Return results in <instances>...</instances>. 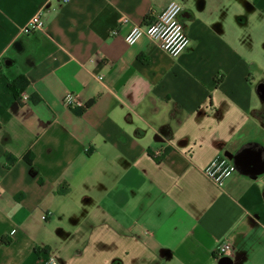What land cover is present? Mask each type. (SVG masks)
<instances>
[{
	"label": "crops",
	"instance_id": "1",
	"mask_svg": "<svg viewBox=\"0 0 264 264\" xmlns=\"http://www.w3.org/2000/svg\"><path fill=\"white\" fill-rule=\"evenodd\" d=\"M169 1L0 0V264H264V0H176L175 57L125 41ZM227 151L255 169L218 186Z\"/></svg>",
	"mask_w": 264,
	"mask_h": 264
},
{
	"label": "built area",
	"instance_id": "2",
	"mask_svg": "<svg viewBox=\"0 0 264 264\" xmlns=\"http://www.w3.org/2000/svg\"><path fill=\"white\" fill-rule=\"evenodd\" d=\"M67 2L68 0H59ZM181 6L176 0L168 2L166 7L159 12L152 20L145 24H135L125 35V41L128 44L135 43L142 36H148L156 40L162 50L171 56L180 55L187 47L189 38L184 30L180 19ZM42 7L39 8L30 18L26 30L39 29L44 26L41 17ZM65 104L72 107L79 104L71 94L64 98ZM235 164L225 156H215L205 167L204 174L216 185L222 186L234 172ZM42 219L47 218V213L42 214ZM231 251V245L227 242H221L216 246L215 252L219 256L227 255ZM38 264H58L55 257L46 254L38 260Z\"/></svg>",
	"mask_w": 264,
	"mask_h": 264
},
{
	"label": "trees",
	"instance_id": "3",
	"mask_svg": "<svg viewBox=\"0 0 264 264\" xmlns=\"http://www.w3.org/2000/svg\"><path fill=\"white\" fill-rule=\"evenodd\" d=\"M219 82H220V79H217L216 83L219 84ZM27 85H28V80L22 74H19L18 76H16L15 79H13L12 81L8 83V87L10 88L13 96L17 100L20 99V94L26 88ZM34 99H36L35 101H37V98H34ZM5 157L8 159V161H12L16 159L15 157L10 156L9 154H5ZM30 160L31 159L29 158V162ZM7 243H9V240L2 239V238L0 239V244H7Z\"/></svg>",
	"mask_w": 264,
	"mask_h": 264
},
{
	"label": "water",
	"instance_id": "4",
	"mask_svg": "<svg viewBox=\"0 0 264 264\" xmlns=\"http://www.w3.org/2000/svg\"><path fill=\"white\" fill-rule=\"evenodd\" d=\"M224 156L226 158H228L229 160H231L235 166H236V170L239 171V170H242L243 172H247L248 171H251V169H255V164L253 163H248L246 164L245 166L243 165L242 161H239L236 157V155H234L233 153L227 151V152H224Z\"/></svg>",
	"mask_w": 264,
	"mask_h": 264
},
{
	"label": "rangeland",
	"instance_id": "5",
	"mask_svg": "<svg viewBox=\"0 0 264 264\" xmlns=\"http://www.w3.org/2000/svg\"><path fill=\"white\" fill-rule=\"evenodd\" d=\"M257 76H261L264 78V70H262V72L260 74H258Z\"/></svg>",
	"mask_w": 264,
	"mask_h": 264
}]
</instances>
